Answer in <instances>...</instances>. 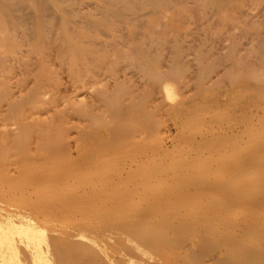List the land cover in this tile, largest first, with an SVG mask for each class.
<instances>
[{
	"label": "bare ground",
	"instance_id": "bare-ground-1",
	"mask_svg": "<svg viewBox=\"0 0 264 264\" xmlns=\"http://www.w3.org/2000/svg\"><path fill=\"white\" fill-rule=\"evenodd\" d=\"M0 245L264 264V0H0Z\"/></svg>",
	"mask_w": 264,
	"mask_h": 264
},
{
	"label": "rangeland",
	"instance_id": "rangeland-1",
	"mask_svg": "<svg viewBox=\"0 0 264 264\" xmlns=\"http://www.w3.org/2000/svg\"><path fill=\"white\" fill-rule=\"evenodd\" d=\"M174 156H175V155H174ZM175 159H177V158H175ZM175 159H174V157H173V160H174V161H173V162L171 161L167 166L165 165V167L168 169V167L171 166L170 168H172L173 170H175L176 168H178L179 166L176 167V165H177V164L180 165V163H177L178 161L175 160ZM173 163H174V164H173ZM173 166H174V167H173ZM165 167H163V168L165 169ZM175 167H176V168H175ZM179 168H181V167H179ZM179 168H178L177 170H179ZM177 170H176V171H177ZM231 182H232V181H231ZM231 185H235V183H232ZM231 187H233V186H231ZM204 246H205V245H204ZM211 246H213V249L215 248V245H212V244H206V247H205V248H204V247H203V248L201 247L202 249H205V250L208 251V252H206L205 250H199V251H198V257H199L200 259H201V258L206 259L207 257L210 258L211 254L214 252ZM206 248H209V249L207 250ZM2 249H4V248H2V245H0V252L2 251ZM210 249H211V251H210ZM214 250H215V249H214ZM200 251H201V252H200ZM202 251H204V252H206V253L204 254V252L202 253ZM209 251H210V252H209ZM199 253H200L201 255H200ZM203 254H204L205 256H204ZM201 256H202V257H201ZM61 258H62V256H60V257H59V256H55V258H54L55 260H54L53 263H54V264H61V263H62V264H81V263L83 264V262L85 261V260H79V259H78V260H79V261H78V260H75V258H73V259L71 258V259H72V260H71V259H69V258L67 259L66 257H64L65 259L63 258V259L61 260V261H64V262H60V259H61ZM21 259H22V262H23V259H24V262H23L24 264L27 263V261H26L27 259H26L25 257H22ZM57 259L59 260V263L57 262V261H58ZM77 261H78V262H77ZM0 264H3V261H2V263H1V259H0ZM84 264H86V263H84ZM225 264H228V263H225ZM229 264H230V263H229Z\"/></svg>",
	"mask_w": 264,
	"mask_h": 264
}]
</instances>
